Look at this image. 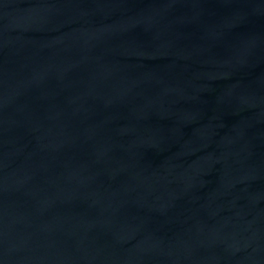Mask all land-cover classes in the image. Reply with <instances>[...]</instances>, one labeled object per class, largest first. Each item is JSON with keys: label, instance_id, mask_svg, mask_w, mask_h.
<instances>
[{"label": "water", "instance_id": "1", "mask_svg": "<svg viewBox=\"0 0 264 264\" xmlns=\"http://www.w3.org/2000/svg\"><path fill=\"white\" fill-rule=\"evenodd\" d=\"M0 264H264V0H0Z\"/></svg>", "mask_w": 264, "mask_h": 264}]
</instances>
